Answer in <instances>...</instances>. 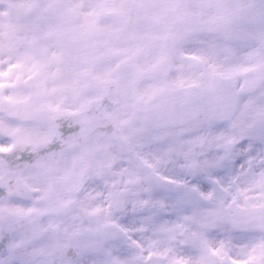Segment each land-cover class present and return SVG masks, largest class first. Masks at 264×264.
Returning <instances> with one entry per match:
<instances>
[{"label": "snow or ice", "instance_id": "snow-or-ice-1", "mask_svg": "<svg viewBox=\"0 0 264 264\" xmlns=\"http://www.w3.org/2000/svg\"><path fill=\"white\" fill-rule=\"evenodd\" d=\"M0 264H264V0H0Z\"/></svg>", "mask_w": 264, "mask_h": 264}]
</instances>
